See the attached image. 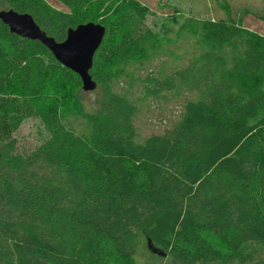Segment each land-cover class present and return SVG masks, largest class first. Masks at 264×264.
Listing matches in <instances>:
<instances>
[{
    "label": "trees",
    "instance_id": "obj_1",
    "mask_svg": "<svg viewBox=\"0 0 264 264\" xmlns=\"http://www.w3.org/2000/svg\"><path fill=\"white\" fill-rule=\"evenodd\" d=\"M58 1L66 14L46 0H0V12L31 15L57 41L80 23L104 25L89 73L110 96L72 130L79 101L55 89L86 92L80 77L0 18V264H137L140 233L169 264H264V35L224 4L223 18L185 20L167 36L192 48L184 65L155 73L165 47L137 27L138 2L98 18L82 15L106 0ZM121 80H141L150 97L188 94L180 118L139 140L137 98L113 89ZM28 114L45 135L20 151L10 134Z\"/></svg>",
    "mask_w": 264,
    "mask_h": 264
},
{
    "label": "rangeland",
    "instance_id": "obj_2",
    "mask_svg": "<svg viewBox=\"0 0 264 264\" xmlns=\"http://www.w3.org/2000/svg\"><path fill=\"white\" fill-rule=\"evenodd\" d=\"M56 9L60 10L61 14H66L68 8L59 2L58 0H46ZM129 0H106L104 6L98 9L93 5L88 11L89 13L84 16L98 18L103 17L105 14L100 15L105 10L106 6L111 5L109 8V15H112L114 6L118 4L125 5ZM146 8V13L141 21H138L136 16L127 18V21L134 23V20L138 21L137 27L146 29L150 28L155 32H158L164 44L165 50L155 56L153 60V67L155 73L161 71L168 72L169 68L176 64L178 66L186 63V56L181 57V54H185L190 48H192V42L185 36V40L180 39L176 43H167L165 38L167 36L174 37V31L185 20H198L205 18L218 19L225 16L224 4L229 7L231 16L235 19H241V23L244 27L249 28L261 35H264V20L260 18V15L264 13V1L263 0H134ZM124 14V13H123ZM128 16V13H125ZM177 54V55H176ZM178 56V58H177ZM183 58V60H182ZM147 67L137 72L139 75H143L147 71ZM55 92L57 94L66 93L74 97L77 108L81 111V115L70 114L65 123L75 132L82 133L84 128V119L82 114H98L100 111V101L103 98L109 97L108 89L97 87L93 91L77 92L76 95L72 94L70 88H59V84L56 85ZM118 93L125 92L131 98H137V104L140 111L134 117V126L138 135V139L141 140L144 137L153 133H162L172 127V125L180 118L183 112V103L188 94H177L176 92H164L158 96L150 97L146 96L143 89V82L137 80L135 82L123 81L116 85L114 88ZM113 91V90H112ZM71 92V93H70ZM77 99H76V97ZM139 98V99H138ZM3 129L5 126L0 124ZM45 132L39 122V119L32 114H28L19 127L11 131L10 138L16 140V145L19 150L28 149L38 144L44 137ZM9 138V139H10ZM7 141V140H6ZM136 253L134 259L137 264H169L168 258L162 251L156 247V251H152L148 246V242L144 234L140 233L136 238Z\"/></svg>",
    "mask_w": 264,
    "mask_h": 264
},
{
    "label": "water",
    "instance_id": "obj_3",
    "mask_svg": "<svg viewBox=\"0 0 264 264\" xmlns=\"http://www.w3.org/2000/svg\"><path fill=\"white\" fill-rule=\"evenodd\" d=\"M0 18L10 26L12 31L41 42L58 62L80 77L83 90L95 88L96 83L92 80L89 69L92 66L94 53L105 34L104 25L92 21L80 23L66 30L64 40L57 41L48 36L27 13L1 11ZM148 246L152 251H156L150 240H148Z\"/></svg>",
    "mask_w": 264,
    "mask_h": 264
}]
</instances>
